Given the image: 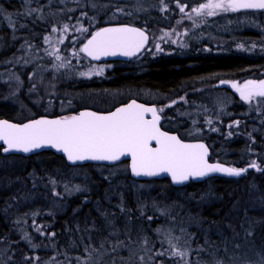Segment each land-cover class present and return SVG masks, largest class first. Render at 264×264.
I'll list each match as a JSON object with an SVG mask.
<instances>
[{
    "label": "trees",
    "instance_id": "16d2710c",
    "mask_svg": "<svg viewBox=\"0 0 264 264\" xmlns=\"http://www.w3.org/2000/svg\"><path fill=\"white\" fill-rule=\"evenodd\" d=\"M0 11V17L2 13L18 15L21 14L22 6L19 0H0ZM30 16L35 15L32 13ZM105 18L107 17L103 20ZM105 21L96 24L95 27L106 25ZM21 23L27 25V30L20 29L21 34H27L34 29L40 35L44 30L39 26L46 24L32 20L17 21V24ZM61 23L56 22V26ZM7 35L8 31L0 28V39H5ZM258 56L246 58L229 55L221 58H199L191 68L186 67L184 61L166 59L150 63L147 71L139 75H125L122 70L115 69L109 79L98 85L110 88L109 90L127 85L142 86L161 97L163 101H173L177 91L192 81L197 88L205 85V81L210 83L222 77L229 79L243 74L252 75L247 69L254 64L258 65V68H264V58ZM104 78H108V73ZM254 78L258 77L255 75ZM195 98L197 99L195 102H201L196 104L208 105L204 98L199 96ZM227 103L228 105L231 103V107L234 106L233 100L229 98ZM231 110L232 113H240L245 109L242 105H235ZM7 113V108L0 106V116L8 117ZM249 115L253 121H248L250 123L247 126L250 124L253 128L249 127L251 129L243 132L244 136L249 135L248 141L241 142L234 137L235 139L229 141L231 144L227 145L224 129L226 120L218 115H215L216 120L210 126L212 131L209 138L207 134L194 138L208 146L210 162L223 164L214 160L220 157L215 155L218 147H222L226 153L252 149L256 159L253 161L249 157L241 166V162L238 164L236 159L229 157L227 164L234 165L233 168L247 169L237 179L214 177L201 183L189 182L181 188L172 187L166 179L143 182L153 183L156 189H159L158 196L149 192L146 199H153L169 212L171 209L181 207L177 206L178 204L183 206L187 196L211 194V199L207 197L204 202H198L197 204H200L198 209L190 213L197 222V228L188 226V230H185L190 246V253L185 261L170 258L168 253L174 249H171L164 239L155 237L146 228L144 221L136 220L135 214L131 213L133 206L130 198L126 197L128 195H124L126 198L121 200L122 202L116 201L117 206L120 204L119 209L107 206L104 201L106 191L103 188L104 183L101 182L102 180L96 181V177L92 179L91 193L87 195L93 198L82 207L77 198H70L66 210L58 213L54 212V208H48L49 212L46 214L34 216L21 215L22 212L16 209L13 211L10 206L18 191L3 193L1 185L5 181L16 180L18 177L14 174L18 171L72 168L67 167L60 157L50 152H42L26 158L0 154V264H83L82 261L86 264L85 261L91 254L89 252L99 249H104L106 253L104 257L95 258V264H127L128 262L129 264H137V262L138 264H217L218 261L222 264H256L260 256L264 255V146H262L264 125H257L255 113L249 112ZM165 127L168 128L166 125ZM170 130L176 131L184 139L192 138L181 134L179 130ZM253 163L258 167H251ZM9 165L12 168L4 170V167ZM85 167L92 168V165ZM12 171L14 172L11 173ZM124 180L133 182L127 175L124 176ZM177 193H182L181 197ZM29 210H39V208L36 206ZM16 211L18 212L14 217ZM180 215V218L185 219V214ZM180 218L175 219L182 221ZM53 233L55 235H52ZM144 244H148L149 247L144 253L149 260L146 263L135 261L132 249L135 245L144 246Z\"/></svg>",
    "mask_w": 264,
    "mask_h": 264
},
{
    "label": "rangeland",
    "instance_id": "374dc122",
    "mask_svg": "<svg viewBox=\"0 0 264 264\" xmlns=\"http://www.w3.org/2000/svg\"><path fill=\"white\" fill-rule=\"evenodd\" d=\"M22 6L21 14L2 13L0 17L1 29L5 28L8 35L5 39H0V85L9 88V81L19 79V74L26 75L28 72L15 73L9 71V68L24 67L32 64H57L66 65L69 76H74L77 79L101 76L107 70V66L99 65L85 66L79 61V56L76 54L75 46L81 43L89 29H94L96 24L105 21L106 24L115 21L117 18L126 14L135 15L134 17L148 16L147 21L153 25L155 30L159 24L161 30L159 35L156 31L152 32L154 39L150 51L154 50L157 45L162 49L163 54H169L172 49L181 48L183 50H211V52H219L225 49L227 54L244 53V55L252 54L259 55L264 58V12L260 14H248L243 12H223L217 11L215 15L209 16L205 11L201 15H197L191 11L192 8L198 7L201 3H206L207 0H188L190 8L187 11L181 12L177 0H19ZM43 1V2H42ZM118 8H123V12L117 11ZM164 10V16L170 17L161 19L158 13ZM1 13V11H0ZM35 16H30V14ZM220 14H224L226 19L220 20ZM186 15V16H182ZM82 16V17H81ZM182 17L191 21L189 25L185 24L181 19L172 24L171 20L175 17ZM78 17L76 22L87 20L86 26L71 27L70 23L60 24L56 27V22H70L71 18ZM84 17V18H83ZM104 17H107L104 19ZM83 18V19H82ZM32 20L46 23L39 26L44 30L40 35L37 30L21 34L20 29L27 30V25L23 23L17 24V21ZM97 22V23H96ZM4 23V24H3ZM67 25V31H64V26ZM38 27V28H39ZM53 28L57 30L52 31ZM86 29V31H85ZM186 29V30H185ZM168 30V31H166ZM178 37V33L184 32ZM48 39H45V38ZM158 41H157V40ZM81 45V44H80ZM156 45V46H155ZM155 46V47H154ZM80 47V46H79ZM257 49V51H253ZM159 50V48H157ZM252 50V51H251ZM57 56L60 59H57ZM101 69L103 71L101 72ZM84 73L85 75H81ZM99 73V74H97ZM246 75V74H245ZM259 79L264 80V68H259L254 72ZM207 85L200 87L204 91V101L207 106L198 105L201 102L191 101L192 97L187 100H161L153 92H141L139 97L145 99L149 103H163L161 106L163 111H159L166 117L165 125L170 129H176L186 137H201L206 135L209 138L211 133L210 126L216 120L215 115L222 116L226 120L224 129L226 131L225 139L227 145L231 139L238 138L241 142L250 140L248 134L244 136V131L253 128L248 123L252 122L249 112L255 113L257 125H264V98L253 97L250 101L241 97L237 89H231L230 92L234 95V106L242 105L244 111L240 113H232L231 103L228 105L227 100L230 92H209L210 83L204 82ZM203 83V84H204ZM213 83V82H212ZM211 83V84H212ZM242 88L244 84H240ZM199 88V87H197ZM213 90V89H212ZM124 91V90H123ZM121 91V92H123ZM120 94L119 93H116ZM218 106V107H214ZM160 108V109H161ZM214 118V119H213ZM221 120V119H220ZM239 122L238 124L236 122ZM250 121V122H248ZM223 125V124H222ZM245 125V126H244ZM251 127V128H249ZM215 131V130H214ZM235 132V133H234ZM204 133V134H203ZM235 137V138H234ZM264 146V143L263 145ZM224 149L217 148L215 161H221L223 164L228 163L230 156L238 161V164L243 165L249 157L254 161L256 155L252 149L224 152ZM228 154V155H227ZM226 156V158H225ZM239 166V167H240ZM4 170L12 168L1 167ZM15 171V170H14ZM12 171L11 173H13ZM257 171V170H255ZM20 179H13L9 182L2 183L1 188L3 193L17 192V196L12 199L11 206L14 211H21V215H37L46 214L50 208H54L56 213L66 210L67 203L70 198H77L81 207L90 202L93 198L87 197L91 193V182L96 177V181L104 183L105 196L104 201L107 206L120 208L116 205V201L122 202L126 197L130 198L132 209L131 213L135 214L136 220L144 221L146 228L158 237L164 239L167 245L174 249L175 252H186L183 260L179 256H174V251L168 253L170 258L175 260L185 261L190 253L189 241L185 230L188 226H195L197 222L191 215V212L197 210L205 198L211 199V194L198 195L196 197L187 196L184 199L183 206L175 210L173 213L165 210L160 204H157L153 199H146L147 193L153 192L154 196H158V190L153 183L143 182H127L124 176L127 175L126 165H116L114 167H103L92 165V168L85 166L66 169L61 167L58 170H48L45 168L35 171L20 170L16 174ZM129 178V177H128ZM237 179V178H236ZM148 182V181H146ZM100 183V182H99ZM77 188L80 190L78 191ZM24 189V190H23ZM129 189V192H128ZM25 191V192H23ZM104 191V190H103ZM26 195H20V194ZM114 194V195H113ZM6 195V194H5ZM124 195H128L124 197ZM181 197L182 193H177ZM177 196V199L179 198ZM196 198L198 201H196ZM174 199V198H173ZM122 200V201H121ZM176 200V199H175ZM38 206L39 210H29ZM137 207V208H136ZM42 208V209H41ZM49 208V209H48ZM37 209V208H36ZM113 209V210H115ZM14 214V217L17 215ZM118 212V211H117ZM5 214V213H3ZM180 214H185V219L180 218ZM151 217V219H149ZM183 217V216H182ZM175 218H180L182 221H176ZM32 220V219H31ZM130 224V223H129ZM185 232V233H184ZM179 235H182L180 237ZM190 236V235H189ZM171 241V244L169 243ZM175 245V248L172 247ZM132 252L135 255V261L146 263L149 259L144 254L149 250L148 244L134 246ZM141 251H144L141 253ZM86 264H95V258L105 256L104 249L89 252ZM140 255V256H139ZM177 257V258H176ZM94 258V259H93ZM93 259V260H92ZM81 263L84 264V261ZM128 262L127 264H129ZM126 264V263H125ZM135 264V263H134ZM138 264V262H137Z\"/></svg>",
    "mask_w": 264,
    "mask_h": 264
},
{
    "label": "snow or ice",
    "instance_id": "6c2138e0",
    "mask_svg": "<svg viewBox=\"0 0 264 264\" xmlns=\"http://www.w3.org/2000/svg\"><path fill=\"white\" fill-rule=\"evenodd\" d=\"M240 9L264 10V0H207L191 11L198 16L206 11L207 15L212 16L218 10L236 12ZM117 11L123 12V8H118ZM180 11H185L184 6L180 7ZM56 30L52 29L53 32ZM64 31H67V25L64 26ZM147 39L145 33L137 28H104L96 31L80 51L94 60H99L101 56L131 57L144 47ZM57 59L60 57L57 56ZM237 90L245 100L264 98V80L258 83L247 81ZM159 111H163V108ZM149 113L151 119H146ZM159 121L156 107H146L135 100L106 115L84 111L78 115L52 120L38 119L22 125L0 120V142L4 145L0 150L5 153H29L49 146L63 152L73 164L84 161L115 162L122 157H130L134 176L152 177L168 173L174 183H183L190 177L201 178L216 172L238 177L247 171L208 163V149L204 144L182 142L177 136L162 131ZM251 167L258 166L253 163ZM172 247L175 248V245ZM186 254L173 253L181 259ZM217 264L222 262L218 261ZM256 264H264V255L260 256Z\"/></svg>",
    "mask_w": 264,
    "mask_h": 264
},
{
    "label": "flooded vegetation",
    "instance_id": "af4514ba",
    "mask_svg": "<svg viewBox=\"0 0 264 264\" xmlns=\"http://www.w3.org/2000/svg\"><path fill=\"white\" fill-rule=\"evenodd\" d=\"M178 6H184L185 11L189 10L190 2L188 0H177ZM264 12V10L254 13L248 14H260ZM245 13V12H243ZM161 19L168 18L164 16V10L161 13H158ZM135 15H130L129 13L122 17L117 18L115 21L108 22L107 24H124L135 27L137 29L143 30L148 36V43L145 50L139 54L136 58H133L127 62L122 61H110V62H102L97 63L88 59L80 49L84 41L96 30L101 27H95L94 29H89L86 32L85 39L76 44L75 50L76 54L79 56V61L83 63V65H93L99 66L104 65L107 66V70L101 76L77 79L73 75L69 76L68 68L66 65H57V64H32L24 67H6L9 68V71H14L15 73L28 72L24 79L23 74H19V79L9 81L10 86L8 89L4 85H0V106H5L8 110L9 116L3 117L0 116V120H7L14 123H23L29 120H34L37 118H58L62 116L74 115L81 111H92L97 113H108L113 111L115 108H119L129 101L135 100L137 103L152 105L157 108L158 115L161 117V130L176 134L177 137L182 141H196L197 139L190 138L184 139L182 138L176 131L170 130L165 127L166 117L159 112L163 103H149L145 99L139 97L141 92H147V88L145 87H135V86H124L118 87L112 90L110 88H105L104 86H99L101 82L106 81L111 76L110 74L115 70H122L125 75L134 74L139 75L147 71V68L150 63H157L166 59H178L184 61V65L188 68L194 66L195 60L199 58H221L227 57L229 55L236 56H244L249 58L250 56H254V53L251 55L244 53H231L227 54L225 49L215 53L211 52V50H183L174 47L169 54H163L161 46L159 50L155 47L154 50L150 51L149 49L152 46V40L154 39L152 32L156 30H161L159 24H157L158 29L155 30L153 25L147 21L148 16L134 17ZM186 16V15H182ZM82 17V16H81ZM80 17V18H81ZM78 17H72L70 22L63 21L61 24L70 23L71 27H84L86 26L87 20H82L76 22ZM84 18V17H83ZM82 18V19H83ZM182 17H175L171 20L172 24L176 23L178 19ZM183 22L187 25L191 23L190 20L182 18ZM220 20H225L226 17L224 14H220ZM57 28L60 26H56ZM186 30V29H185ZM156 31V35H159V32ZM168 31V30H166ZM186 31L178 33V37L182 36ZM157 40V39H156ZM158 41V40H157ZM81 44V45H80ZM80 46V47H79ZM252 51V50H251ZM257 51V49L253 50ZM253 65V64H252ZM258 65H255L247 69L251 71V74L237 76L236 78H227L222 77L220 79H215L210 82V90L209 92H230L231 89H237L238 81L240 84H245L247 81H259L254 78V72L257 71ZM248 71L246 73H248ZM108 73V78H104V76ZM212 83V84H211ZM226 83V85H225ZM209 84V82H208ZM236 87H233V85ZM196 85V84H195ZM194 82H190L181 89H179L174 97L173 101L177 100H186L187 102L196 101V96L204 98V91L201 90L202 87L195 88ZM207 85V84H205ZM204 85V86H205ZM102 87V88H101ZM213 89V90H212ZM124 90V91H123ZM123 91V92H121ZM117 94L116 93H119ZM227 95H229L227 93ZM229 99H235L234 95L230 92ZM192 97L191 101L187 100ZM20 157V156H19ZM225 165V164H224ZM225 166L233 168L234 165L226 164Z\"/></svg>",
    "mask_w": 264,
    "mask_h": 264
},
{
    "label": "water",
    "instance_id": "95a60500",
    "mask_svg": "<svg viewBox=\"0 0 264 264\" xmlns=\"http://www.w3.org/2000/svg\"><path fill=\"white\" fill-rule=\"evenodd\" d=\"M238 11L257 12V11H261V9H240ZM119 27H132V26L124 25V24L106 25V26L101 27L100 29H104V28H119ZM133 28H135V27H133ZM100 29H98V30H100ZM98 30H96V31H98ZM139 30H141V29H139ZM141 31H143V30H141ZM95 32H93L85 40V42L82 45V48L87 44L88 40L92 38V36L95 34ZM145 35L147 36L146 33H145ZM147 43H148V39H147V42L145 43L144 47L136 55L131 56V57H129V56H121V55H116V56H101L99 60H94L90 56H88L86 53L83 52V54L88 59H90L91 61L97 62V63L110 62V61L127 62V61H129V60H131L133 58H136L139 54H141L143 52V50L146 48ZM260 81H262V80L257 81V83L260 82ZM225 85H226V83H225ZM132 101H129L128 103L124 104L123 106L131 103ZM138 104H140V103H138ZM143 105H145V104H143ZM123 106H121V107H123ZM145 106L146 107H153L152 105H145ZM116 109L117 108H115L113 111H115ZM113 111H111V112H113ZM81 112H84V111H81ZM90 112H92V111H90ZM79 113L80 112H78L77 114H74V115H78ZM108 113H110V112H108ZM108 113H98V114L106 115ZM68 116H73V115H68ZM62 117H66V116H62ZM62 117H58V118H45V117H42V118H37V119H34V120H38V119H48V120H52V119H60ZM146 119H151V114L150 113L146 115ZM30 121H33V120H29V121H26V122H23V123H14V122H11V121H8V122L9 123H13V124H17V125H22V124H25V123H29ZM161 122H162V119L160 117L159 127L161 125ZM168 134L169 135H175V136H177L176 134H173V133H168ZM182 142L188 143V144H199V143L204 144L201 141H182ZM3 146H4L3 143L0 142V147H3ZM153 146H155L154 145V142H153ZM206 148H207V146H206ZM42 152H50L53 155H55L57 157H60L64 161V163L67 166H69V167H78V166H84V165H98V166L111 167V166H115V165H117L119 163H124L125 162L126 163V169H127L128 177L131 180L137 181V182H144V181H151V180H162V179H166L169 182V184L172 187H175V188H181V187L187 185L189 182H192V183H201V182H203V181H205L207 179L214 178V177H224V178H236L237 177V176H229V175H226L224 173L216 172V173H209L207 176L201 177V178H193V177H190L187 181H184L183 183H174L172 181L171 176L168 173H161V174H159L157 176H152V177H148V176H139V177H137V176H134L133 173H132V171H131V159H130V157H122L121 160L115 161V162H108V161H84V162H77V163L73 164V163H71L70 161L67 160V158H66V156H65V154L63 152L57 151L55 148H52V147H49V146H45V147H42L40 149H35V150H33V151L29 152V153L17 152V151H10V152L5 153L2 150H0V154L3 155V156L14 155V156H21V157H24V158L29 157V156H32V155H35V154H39V153H42ZM208 158H209V152H208V155L206 157L207 161H208ZM208 163H210V164H219V163H211L209 161H208ZM219 165H221L223 167H226L223 164H219Z\"/></svg>",
    "mask_w": 264,
    "mask_h": 264
}]
</instances>
